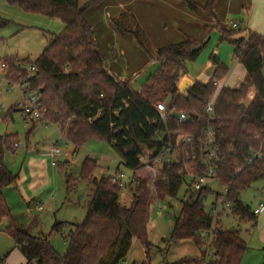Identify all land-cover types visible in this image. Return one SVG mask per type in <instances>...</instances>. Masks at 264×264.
Instances as JSON below:
<instances>
[{
	"label": "trees",
	"instance_id": "trees-1",
	"mask_svg": "<svg viewBox=\"0 0 264 264\" xmlns=\"http://www.w3.org/2000/svg\"><path fill=\"white\" fill-rule=\"evenodd\" d=\"M104 1L90 0L81 6L79 0H6L9 5L25 11L60 19L64 30L48 41V46L33 62L5 58L4 78L9 85L27 84L26 91L40 94L45 118L40 122L32 121L33 125L41 122L58 125L66 143L76 148L90 138H99L112 145L121 163L133 170V184L137 185L134 202L130 207L121 204L123 190L112 184V176L92 179L98 163L85 159L80 178L90 181L92 199L86 219L80 224H67L70 229L68 250L61 255L51 245L50 235L63 233L65 223H56L49 237L41 238L30 235L13 222L3 192L17 183L18 176L1 158L0 222L3 218L10 220L5 233L13 238L25 264H126L135 240L145 246L146 259L142 264H151L153 243L148 239V217L154 204L149 185L160 192L158 201L168 196L176 197L186 184L188 197L175 218L169 239L164 242L169 247L190 240L202 249L200 231L214 226L212 249L215 257L206 258V253L199 249V256L183 258L176 264H241L246 241L238 230L225 228L222 218L214 220L205 210L204 205L215 194L214 190L206 184L194 191L193 184L205 172L200 139L211 124L221 158L214 179L228 188L225 196L234 216L240 220H256L253 209L241 200V194L254 182L264 179V35L248 30L246 38L232 39L241 29L222 26L214 11L216 0H208L205 4L197 0H177L191 12L202 10L215 20V28L219 29L222 39L230 40L234 58L246 70L245 79L238 88H221L214 119L209 122L205 105L229 70L226 64L212 56L211 80L202 83L189 77L187 64L199 59L209 43L213 27L205 26L200 40L183 33L180 42L154 49L135 14L125 9L130 0H116L122 9L119 15L110 17L111 25L119 35L135 38L149 60L159 65L157 72L137 91L133 79L122 80L111 69L87 19L86 12ZM31 67L35 72L30 71ZM183 77L186 82L181 85ZM252 88L255 97L242 110L241 103H245ZM160 102L167 106L166 120L157 110ZM181 112L188 114V119L180 121ZM181 136L191 137L193 141L183 142ZM148 155L149 166L139 160ZM168 157L172 159L169 161ZM159 158L163 160L160 166L156 164ZM58 166H61L60 161ZM189 167L192 174L186 172ZM145 172H151L152 179L143 177ZM76 179L67 175L70 192ZM223 196V193H216L213 205Z\"/></svg>",
	"mask_w": 264,
	"mask_h": 264
},
{
	"label": "rangeland",
	"instance_id": "rangeland-1",
	"mask_svg": "<svg viewBox=\"0 0 264 264\" xmlns=\"http://www.w3.org/2000/svg\"><path fill=\"white\" fill-rule=\"evenodd\" d=\"M89 1L79 0V4L83 6ZM197 2L200 3L198 0ZM118 4L116 0H106L101 5L89 9L86 16L111 69L122 80L133 79V87L139 91L149 77L157 72L159 65L156 61L149 60L137 45L135 38L130 35L121 36L113 28L110 16L119 15L115 14ZM154 5L155 10L164 11L169 16L165 22L161 21L154 25L151 31L152 38L148 35L154 49L180 42L183 33L200 40L204 34L203 28L213 27L206 49L202 51L197 61L187 64V72L192 78L197 76L207 78L213 72L208 66L210 58L216 56L230 68L226 76L229 80L236 66L234 47L230 40L222 39L219 29L215 28V20L202 10L198 13L191 12L183 3L172 5L159 0ZM246 13L243 12V15L224 13L221 18L217 16V19L223 27L229 29L231 22H237L241 30L232 37L237 39L244 36V32L247 31L250 11ZM188 29L192 35L187 32ZM63 30L64 24L60 19L42 13L28 12L18 6L9 5L6 0H0V160L3 158L5 166L18 176L16 184L4 189V198L13 222L34 237H49L56 223H65L63 233L50 235L51 245L61 255L68 250L70 229L67 224L82 223L86 219L92 199L93 187L90 181L80 178L81 166L85 159H94L98 163V168L92 173V179L111 177L117 173L125 175L124 186L114 183L123 190L120 199L124 207L131 206L137 190V185L131 184L133 170L121 163L112 145L99 138H90L84 145L76 148L61 139L58 125L47 122L33 125L31 120L24 118L18 108L22 92L17 86L11 87L4 78L6 69L4 70L1 64L5 58L17 57L19 60L29 59L33 62L48 46V41ZM262 73L264 76V68ZM185 82V77L180 79L181 85ZM245 102H250V97H247ZM6 139L8 141L4 143ZM16 143L17 147L14 148L13 145ZM53 145L76 150L77 156L70 160V164H65L66 159L62 158L61 166L53 167L51 159L45 155ZM186 172L192 173L191 168L186 169ZM67 175L74 179L78 178L71 192L67 185ZM142 175L148 180L153 177L151 172ZM207 185L215 192L204 205L205 210H210L216 193L222 194L224 187L215 179H209ZM149 186L154 204L148 217V239L153 243L151 264H176L183 258L194 257L198 250L192 241L186 240L169 247L166 246L167 242H164L169 239L175 218L178 217L188 197V186L183 184L176 197L168 196L165 200L158 201L160 192H156L153 185ZM260 199H264V179L254 182L241 194V200L252 209ZM40 206L43 210H39ZM222 222L225 228L238 230L247 243L241 264H264V224L259 221V215L254 221L240 220L227 209ZM9 223L10 220L7 218L0 222V262L25 264L24 256L15 249L13 238L5 233L4 229ZM144 247L135 240L126 263L145 262Z\"/></svg>",
	"mask_w": 264,
	"mask_h": 264
},
{
	"label": "built area",
	"instance_id": "built-area-1",
	"mask_svg": "<svg viewBox=\"0 0 264 264\" xmlns=\"http://www.w3.org/2000/svg\"><path fill=\"white\" fill-rule=\"evenodd\" d=\"M230 26L232 28H238L237 22H231ZM1 67L4 68L5 64L2 63ZM31 72H35V68H30ZM13 87V85H10ZM21 92L22 96L20 100L18 101V108L20 109L21 113L23 114L24 118H27L31 121L40 122L45 118V112L41 108V96L38 92L35 91H26L27 84H23L20 86H17ZM222 86L220 83L218 84L217 92L210 98V100L205 105V113L209 118V122H211L214 119L215 116V105H216V98L218 95V92L221 90ZM157 110L162 116L163 119L166 120L167 118V106L165 103L160 102L157 104ZM188 114L185 112H181L179 114V120L184 121L188 119ZM209 126L206 127L202 138L200 139L201 145L203 147L204 152V174L196 179V181L193 184L194 191H199L203 186H205L209 179H214L217 175L218 171V165L221 162L220 158V152H219V145L217 144L216 140V133L211 126V124H208ZM61 139L66 141L63 134H61ZM180 140L183 142L190 143L192 140L191 137L188 136H181ZM67 144V143H66ZM14 146L17 147V143L14 144ZM51 151H49V156L51 159V165L53 167H56L58 162L65 158L66 160H71L72 158L77 156L76 150H68V149H62L57 147L56 145H53L50 148ZM150 156H141L139 160L144 164L148 165L150 164L149 158ZM172 158L168 157V160L170 161ZM155 163V161H153ZM163 162L162 158H159L156 160V164L160 165ZM187 168V167H186ZM192 174V173H190ZM125 178V175L123 173H117L115 176H112L111 181L113 183L120 184L121 186H124L123 179ZM134 180L132 178L131 183L133 184ZM228 188H224V196L217 201L215 205H213L210 210H208L210 216L216 220L218 217L222 218L223 214L226 212L227 209L231 211V204L226 199L225 194L227 193ZM220 201V205L218 206V202ZM256 206L253 209L254 215H259L264 211V199H260ZM39 210H43L42 206L39 207ZM200 237L203 239V243L201 245L200 249L201 251L205 252L207 257L210 259H214L215 253L212 249V243L214 241V226H212L209 230H202L199 233Z\"/></svg>",
	"mask_w": 264,
	"mask_h": 264
},
{
	"label": "crops",
	"instance_id": "crops-1",
	"mask_svg": "<svg viewBox=\"0 0 264 264\" xmlns=\"http://www.w3.org/2000/svg\"><path fill=\"white\" fill-rule=\"evenodd\" d=\"M157 1L159 0H130L125 6V9L135 14L141 26L144 28V30L147 32V34L150 37H151V31L154 28L155 24L158 25L161 21L165 22L166 20L169 19L168 18L169 16L164 11L155 10L156 7L154 3H156ZM164 1L172 5H179L180 3L177 0H164ZM198 1L201 4H205L208 0H203V1L198 0ZM121 7L122 6L118 4V7L115 10V14H118L120 12ZM243 7H245V9ZM214 11L215 14H217V16L220 18L223 16L224 13L227 14L234 13V14L243 15V12H247L246 14H248L250 11L249 21L247 23V31H245L244 32L245 35L241 37L246 38L248 34V30L264 35V0H216V3L214 5ZM239 26L240 25L238 24V28ZM187 32L190 35H192L189 29L187 30ZM235 61H236V66H234L235 71L232 74V76H230L229 80L228 77L227 78L225 77L220 82V85L222 87L238 88L243 83L246 76V70L244 66L240 64L236 59ZM208 66L212 69V71H214V66H212L211 62L208 64ZM228 70L230 71V68H228ZM212 74L213 72L211 73L210 76H208L205 79H202L200 76H197L196 78H194V80H198L202 83H207L209 80H211ZM189 77L191 76L189 75ZM248 97H250V102H251L252 99L255 97V89L252 88L250 90ZM250 102H245V106H247V103L249 104ZM45 155H47L50 158L49 151ZM65 163L70 164L71 162L70 160H66ZM259 221H261V223L264 224V211L261 214H259ZM15 249L16 251H20L17 248ZM199 249L200 248L197 247L198 254L195 255L194 257L200 255ZM24 263H26L25 258H24Z\"/></svg>",
	"mask_w": 264,
	"mask_h": 264
},
{
	"label": "water",
	"instance_id": "water-1",
	"mask_svg": "<svg viewBox=\"0 0 264 264\" xmlns=\"http://www.w3.org/2000/svg\"><path fill=\"white\" fill-rule=\"evenodd\" d=\"M241 108H242V110H244V108H245V103H241ZM133 264H135V262L133 263Z\"/></svg>",
	"mask_w": 264,
	"mask_h": 264
}]
</instances>
